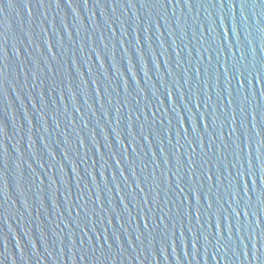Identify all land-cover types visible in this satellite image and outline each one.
<instances>
[{"label": "water", "instance_id": "obj_1", "mask_svg": "<svg viewBox=\"0 0 264 264\" xmlns=\"http://www.w3.org/2000/svg\"><path fill=\"white\" fill-rule=\"evenodd\" d=\"M259 74L264 0H0V264H264Z\"/></svg>", "mask_w": 264, "mask_h": 264}, {"label": "snow or ice", "instance_id": "obj_2", "mask_svg": "<svg viewBox=\"0 0 264 264\" xmlns=\"http://www.w3.org/2000/svg\"><path fill=\"white\" fill-rule=\"evenodd\" d=\"M8 2H9V4H11L12 0H8ZM84 2L86 4L87 0H84ZM57 3H58V0H57ZM242 3H243V0H242ZM129 6H131V4ZM262 75H264V74H259V75L255 76L256 83H261L262 82V80H261V76ZM241 77H242V79L244 81L243 72L241 73ZM251 83H252V80L250 81L249 79H247V84H251ZM241 88L244 89V83L241 84ZM247 91L250 92L253 95L255 94V88L254 87L251 89V91L248 88ZM260 95L264 96V92L260 93ZM228 103H229V105H231L232 101L229 100ZM254 111H255V109H254ZM261 117H262V119H264V112H261ZM252 120H253V131H255L256 130V116L255 115H253ZM192 131H193V133H195L196 132V127H194L192 129ZM256 135L260 136V133L256 132ZM256 158H257V161L259 163V168H260V173H261V175H260V184L264 185V159H261L260 148L259 147H257V157ZM188 163H189V166H190L191 164L194 163V161L190 159ZM254 177H255V172L253 171V166H252L251 161H249V165H248V179L252 180L253 186H255V184H256V180H255ZM209 179H211V177H209ZM240 181H241V183H244L245 195H247V191H246L247 184L244 182V177L243 176H241ZM177 187H180L179 182H177ZM181 190H183V189H181ZM235 195H236V193H233V198H235ZM208 207L211 208V204H209ZM229 207H231V205H229ZM236 211L239 212L238 209H236ZM244 215H248V213H244ZM197 219H199V217H197ZM224 219L226 220L227 217H224ZM219 229H220V219H219V223L217 225V235L218 236L220 234L219 233ZM228 231H231L230 227H229ZM193 247H195V244L193 245ZM253 250H254L253 251V259L256 260V259H258V257L256 256V251L257 250H256V245L255 244H253ZM245 256H247V253H245Z\"/></svg>", "mask_w": 264, "mask_h": 264}]
</instances>
